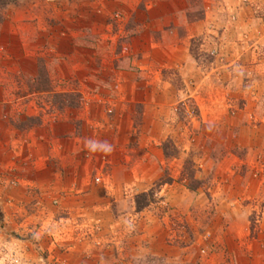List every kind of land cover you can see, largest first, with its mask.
Wrapping results in <instances>:
<instances>
[{
	"label": "rangeland",
	"instance_id": "1",
	"mask_svg": "<svg viewBox=\"0 0 264 264\" xmlns=\"http://www.w3.org/2000/svg\"><path fill=\"white\" fill-rule=\"evenodd\" d=\"M0 264H264V0H9Z\"/></svg>",
	"mask_w": 264,
	"mask_h": 264
},
{
	"label": "trees",
	"instance_id": "2",
	"mask_svg": "<svg viewBox=\"0 0 264 264\" xmlns=\"http://www.w3.org/2000/svg\"><path fill=\"white\" fill-rule=\"evenodd\" d=\"M10 3L9 0H0V19H1V12H2V9L4 8V6L6 4Z\"/></svg>",
	"mask_w": 264,
	"mask_h": 264
},
{
	"label": "crops",
	"instance_id": "3",
	"mask_svg": "<svg viewBox=\"0 0 264 264\" xmlns=\"http://www.w3.org/2000/svg\"><path fill=\"white\" fill-rule=\"evenodd\" d=\"M157 1H159V0H157Z\"/></svg>",
	"mask_w": 264,
	"mask_h": 264
}]
</instances>
